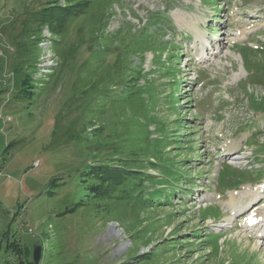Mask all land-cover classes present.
I'll use <instances>...</instances> for the list:
<instances>
[{
	"label": "rangeland",
	"instance_id": "rangeland-1",
	"mask_svg": "<svg viewBox=\"0 0 264 264\" xmlns=\"http://www.w3.org/2000/svg\"><path fill=\"white\" fill-rule=\"evenodd\" d=\"M201 2L0 0V264H264V0Z\"/></svg>",
	"mask_w": 264,
	"mask_h": 264
},
{
	"label": "trees",
	"instance_id": "trees-1",
	"mask_svg": "<svg viewBox=\"0 0 264 264\" xmlns=\"http://www.w3.org/2000/svg\"><path fill=\"white\" fill-rule=\"evenodd\" d=\"M132 94V93H131ZM100 170L97 172V175L99 173H105V175H108L110 179H114V180H122L124 181L125 176L127 175V173L124 172V168L122 167H116V166H110L109 170H104L102 169V167L97 166ZM145 169V168H143ZM100 177V176H99ZM124 183V182H122ZM146 200V199H144ZM30 264H33V262L31 261Z\"/></svg>",
	"mask_w": 264,
	"mask_h": 264
},
{
	"label": "bare ground",
	"instance_id": "bare-ground-1",
	"mask_svg": "<svg viewBox=\"0 0 264 264\" xmlns=\"http://www.w3.org/2000/svg\"><path fill=\"white\" fill-rule=\"evenodd\" d=\"M235 159V158H234ZM235 161V160H234ZM244 190H246L247 192H248V189L247 188H245ZM245 194H247V193H245ZM232 195H234V194H232ZM232 200H234L233 198H232ZM250 202V201H249ZM247 203H248V201H247ZM231 204V212H233V211H236V210H241V209H243V208H246V204H240V205H238V202H235V201H233L232 203H230ZM260 209H263V208H260ZM259 209V211H261ZM245 224V223H244ZM245 226H247V225H245ZM245 229V228H244ZM251 231H255L256 232V234H257V232H258V230L256 229V226H251L250 228H249ZM259 233H261L262 235H264L263 234V232L262 231H260Z\"/></svg>",
	"mask_w": 264,
	"mask_h": 264
},
{
	"label": "water",
	"instance_id": "water-1",
	"mask_svg": "<svg viewBox=\"0 0 264 264\" xmlns=\"http://www.w3.org/2000/svg\"><path fill=\"white\" fill-rule=\"evenodd\" d=\"M41 257V246H35L33 248V262L34 264H38Z\"/></svg>",
	"mask_w": 264,
	"mask_h": 264
}]
</instances>
